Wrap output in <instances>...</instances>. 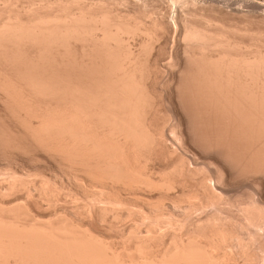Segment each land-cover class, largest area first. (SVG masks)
I'll return each instance as SVG.
<instances>
[{
    "label": "bare ground",
    "instance_id": "obj_1",
    "mask_svg": "<svg viewBox=\"0 0 264 264\" xmlns=\"http://www.w3.org/2000/svg\"><path fill=\"white\" fill-rule=\"evenodd\" d=\"M260 10L0 0V157L50 162L0 178V264H264Z\"/></svg>",
    "mask_w": 264,
    "mask_h": 264
},
{
    "label": "rangeland",
    "instance_id": "obj_2",
    "mask_svg": "<svg viewBox=\"0 0 264 264\" xmlns=\"http://www.w3.org/2000/svg\"><path fill=\"white\" fill-rule=\"evenodd\" d=\"M258 1H263V0H258ZM124 10H126V9H124ZM260 11H262V13H264L263 12V10H260ZM242 18V17H241ZM237 19V18H236ZM242 19H244V17L242 18ZM236 21V20H235ZM251 24H249V25H251V26H253V27H257L258 29H260V30H262V31H264V22L262 23V22H257V21H254L253 23H256V24H253L252 23V21H249ZM235 23H239V24H241L242 22L240 21V20H237ZM243 24V23H242ZM241 24V25H242ZM256 28V29H257ZM173 37V36H172ZM171 37V38H172ZM172 40H173V38H172ZM172 40H170V42L172 41ZM162 43L164 42V39H163V41H161ZM169 42V43H170ZM164 44V43H163ZM162 44V45H163ZM169 47L167 48V50L165 51V53L163 54V55H161V69H164L163 71H162V77H163V75H164V77L166 76V75H168V70H169V68H168V62L170 61V57H169V52L173 49V43L171 42L169 45H168ZM164 52V51H163ZM167 77V76H166ZM17 155V154H16ZM16 155H14L11 159H10V157H8L7 159H9V161L6 159V158H2V157H0V158H2L1 160H0V178L1 177H3L4 176V174H6V173H8V171H16L17 170V172H18V170H19V172H21L20 174H22L23 175V172H27V170L29 171H31L32 172V170H34L35 171V169H36V166L37 167H39V166H43V165H46V162H47V164L48 163H50V162H48V161H44V159L42 158H40V162L38 161L39 159V157H36V159H38L36 162L35 161H33V160H36L35 159V157H34V159H33V156L32 155H34V153H32L31 154V156H30V153H28V154H23V155H19V156H16ZM32 159H31V158ZM41 157V156H40ZM29 158H30V160H29ZM16 161H15V160ZM5 160V161H4ZM7 160V161H6ZM205 160V161H204ZM203 161L204 162H206V160L207 159H204ZM18 161V162H17ZM208 161L209 160H207V162H206V164L208 163ZM10 162H12V163H10ZM15 162V163H14ZM4 163V164H3ZM40 163V164H39ZM15 164V165H14ZM42 164V165H41ZM9 165V166H8ZM50 165V164H49ZM205 165V164H204ZM208 165V164H207ZM206 165V167H208ZM205 167V168H206ZM9 168V169H8ZM210 168V167H209ZM206 169H208V168H206ZM57 170H59V169H57L56 168V173H57V175L59 176V178L61 179H65L64 181H65V183L66 184H68V177L66 176V174L65 173H63V172H61L60 170L59 171H57ZM33 171V172H34ZM18 172V173H19ZM62 173V174H61ZM65 174V175H64ZM67 177V178H66ZM247 179V178H246ZM242 180V181H241ZM250 180H252L251 178H248V181L247 180H245V178H243V179H240V180H238L237 182L239 183L240 181H241V183H236V184H233L231 187H230V192H229V197H231V201H233L234 199L235 200H237L238 201V203L241 201V202H248V201H250V199H251V197L250 196H253L254 195V186H256V184L254 183V184H252L251 182L252 181H250ZM245 181V182H244ZM250 181V182H249ZM247 182V183H246ZM253 186H252V185ZM257 190V189H256ZM253 191V192H252ZM19 193V194H17V193ZM15 192V196L12 194V196H9L10 198H12V199H10L9 197H7L6 199H8V200H22L21 198L24 196V191H22L21 192V190L18 192V191H16ZM22 194V195H21ZM237 194V195H236ZM1 196V195H0ZM18 197H20V198H18ZM14 198V199H13ZM18 198V199H17ZM70 200V199H69ZM240 200V201H239ZM243 200V201H242ZM62 202V201H61ZM68 202H66V204H67ZM63 204V203H62ZM69 204V203H68ZM63 205H65V204H63ZM44 206H46V208L44 207ZM66 206V205H65ZM39 207H41V206H39ZM44 207V208H43ZM40 209V210H39ZM43 209V210H42ZM45 209V210H44ZM47 209H51V208H48V206L46 205V204H44V205H42V207L41 208H38V210L41 212H45V213H47L49 210H47ZM184 211V209L183 208H180V209H178V212H182V210ZM41 212V213H42ZM233 214H237V206H234L233 207V212H232ZM205 215H206V211H198V212H195V213H193V214H191V215H189V216H187V219H186V224L189 226L190 224H191V222H193V220H196L197 218H203V217H205ZM197 217V218H196ZM126 222H125V224H123V222H121L122 224H120V225H124V226H128V224L129 225H132L134 222V220L132 221V219H127V220H125ZM126 223H128V224H126Z\"/></svg>",
    "mask_w": 264,
    "mask_h": 264
}]
</instances>
